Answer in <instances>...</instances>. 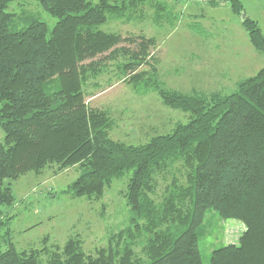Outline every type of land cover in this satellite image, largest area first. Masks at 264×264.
<instances>
[{
	"label": "trees",
	"instance_id": "obj_1",
	"mask_svg": "<svg viewBox=\"0 0 264 264\" xmlns=\"http://www.w3.org/2000/svg\"><path fill=\"white\" fill-rule=\"evenodd\" d=\"M11 1L0 0V264H43L42 253L45 264H202L198 231L207 209L245 225L238 243L213 250L210 264H264V66L228 94L173 90L160 79L154 37L101 28L110 18H143L146 4L154 9L153 22L173 23L162 14L167 3L36 0L57 19L49 32L33 16L23 17V27L13 26ZM202 1L227 4L251 46L264 54V34L244 16L241 0ZM109 67L116 81L137 92L153 90L165 106L189 112V120L138 145L112 139V117L86 101L87 86L93 81L98 89ZM52 165L55 173L76 166L79 174L67 190L87 199L100 198L113 179L131 170L124 193L128 223L94 254L84 252L78 236L51 249L22 251L11 239L10 180ZM164 173L172 178L157 200V177Z\"/></svg>",
	"mask_w": 264,
	"mask_h": 264
},
{
	"label": "rangeland",
	"instance_id": "obj_2",
	"mask_svg": "<svg viewBox=\"0 0 264 264\" xmlns=\"http://www.w3.org/2000/svg\"><path fill=\"white\" fill-rule=\"evenodd\" d=\"M159 1L169 6L162 14L173 23L153 22L154 9L146 4L142 8L143 18L128 22L110 18L101 28L123 37L141 34L154 37L151 53L157 59L160 79L167 88L228 94L236 90L238 81L264 66V54L251 46L240 17L228 5L209 6L202 0ZM241 2L244 16L256 20L264 34V0ZM7 11L13 14L12 25L16 28L23 27V17L28 16L44 21L49 32L57 21L36 0H13ZM98 81V89L92 87L93 81L87 86L86 101L90 107L106 110L112 117L109 135L114 140L142 144L155 134L171 132L176 124L190 118L189 112L165 106L153 90L137 92L131 85L116 81L112 67ZM3 136L0 129V141ZM55 169L52 165L39 173L29 171L10 180L15 197L13 207L6 210L12 216L8 224L11 239L17 250L22 251L51 249L70 236H78L84 252L94 254L97 248L107 245L110 233L128 223L130 211L124 193L131 170L113 179L100 198L87 199L73 197L67 190L79 174L76 166L59 173ZM174 175L182 181V174L174 171ZM171 178L170 173L158 175L154 195L157 200ZM244 230L242 221L224 219L214 209H207L198 231L202 264H210L213 250L238 243ZM4 231L3 228L1 233ZM6 246L1 241V248ZM39 259L45 264L47 254H40Z\"/></svg>",
	"mask_w": 264,
	"mask_h": 264
},
{
	"label": "crops",
	"instance_id": "obj_3",
	"mask_svg": "<svg viewBox=\"0 0 264 264\" xmlns=\"http://www.w3.org/2000/svg\"><path fill=\"white\" fill-rule=\"evenodd\" d=\"M224 5H227V4H222V6H224ZM94 97V96H93Z\"/></svg>",
	"mask_w": 264,
	"mask_h": 264
}]
</instances>
